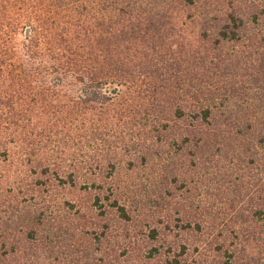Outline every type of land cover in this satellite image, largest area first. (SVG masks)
I'll return each mask as SVG.
<instances>
[{
  "label": "trees",
  "instance_id": "obj_1",
  "mask_svg": "<svg viewBox=\"0 0 264 264\" xmlns=\"http://www.w3.org/2000/svg\"><path fill=\"white\" fill-rule=\"evenodd\" d=\"M0 264H264V0H0Z\"/></svg>",
  "mask_w": 264,
  "mask_h": 264
},
{
  "label": "water",
  "instance_id": "obj_2",
  "mask_svg": "<svg viewBox=\"0 0 264 264\" xmlns=\"http://www.w3.org/2000/svg\"><path fill=\"white\" fill-rule=\"evenodd\" d=\"M29 32H30V29H29V28H27V29H26V33L28 34Z\"/></svg>",
  "mask_w": 264,
  "mask_h": 264
}]
</instances>
